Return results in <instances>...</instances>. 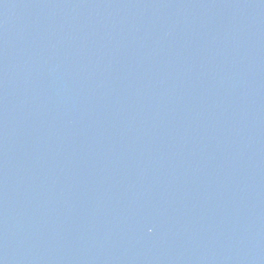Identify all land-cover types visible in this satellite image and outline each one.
<instances>
[{
    "label": "water",
    "instance_id": "obj_1",
    "mask_svg": "<svg viewBox=\"0 0 264 264\" xmlns=\"http://www.w3.org/2000/svg\"><path fill=\"white\" fill-rule=\"evenodd\" d=\"M0 264H264V0H0Z\"/></svg>",
    "mask_w": 264,
    "mask_h": 264
}]
</instances>
